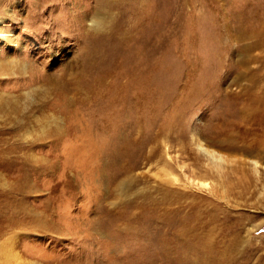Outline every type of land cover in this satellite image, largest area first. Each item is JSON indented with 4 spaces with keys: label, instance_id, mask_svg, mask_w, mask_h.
Returning a JSON list of instances; mask_svg holds the SVG:
<instances>
[{
    "label": "rangeland",
    "instance_id": "374dc122",
    "mask_svg": "<svg viewBox=\"0 0 264 264\" xmlns=\"http://www.w3.org/2000/svg\"><path fill=\"white\" fill-rule=\"evenodd\" d=\"M0 31V264H264V0H0Z\"/></svg>",
    "mask_w": 264,
    "mask_h": 264
},
{
    "label": "bare ground",
    "instance_id": "6f19581e",
    "mask_svg": "<svg viewBox=\"0 0 264 264\" xmlns=\"http://www.w3.org/2000/svg\"><path fill=\"white\" fill-rule=\"evenodd\" d=\"M116 1V0H115ZM117 1H121V0H117ZM111 3V2H110ZM49 4V3H48ZM84 15V14H83ZM8 39V36H6V34L4 32H1L0 31V41H4V40H7ZM19 60V59H18ZM22 61V60H21ZM15 62V65L16 67H20V65H22V63L19 61ZM23 68V67H21ZM6 69L0 67V73H5ZM8 72H12L11 70L8 71ZM79 77V76H78ZM60 78H61V82L64 84L65 86V92L67 93L68 90L71 89V91L73 92L75 89H77L80 85L77 81V76H73L71 74H67L66 75V72L62 73L60 75ZM60 81H56V84H55V91L56 93L57 92H61V91H64V88H62L61 86V82L59 83ZM72 86V87H71ZM81 88V87H80ZM78 90V89H77ZM80 91V89H79ZM28 94V93H27ZM2 95H0L1 97ZM13 97V98H16L18 97L19 95H4V97ZM71 97V96H70ZM3 98V97H2ZM9 100V98L7 99ZM41 106V105H40ZM28 117H29V113L26 112L24 113L23 115H20V117L18 118L17 120V117L13 116V117H6V118H3L0 122V134L1 135H6L8 137H11V138H16L15 139V142L17 143V145H24V141H26V136L29 132V129L27 127V121H28ZM15 144H14V141L11 142L9 144V148L13 147ZM200 149L203 150V151H206L207 154H209L212 159L216 160V161H220L221 158L216 156L214 153L212 152H209L208 150H206L204 147L200 146ZM20 151V150H19ZM256 164V162H255Z\"/></svg>",
    "mask_w": 264,
    "mask_h": 264
}]
</instances>
